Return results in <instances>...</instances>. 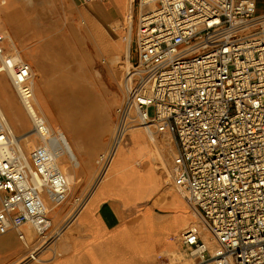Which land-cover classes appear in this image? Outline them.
<instances>
[{
  "label": "built area",
  "instance_id": "built-area-1",
  "mask_svg": "<svg viewBox=\"0 0 264 264\" xmlns=\"http://www.w3.org/2000/svg\"><path fill=\"white\" fill-rule=\"evenodd\" d=\"M130 11L138 65L129 68L116 142L138 125L155 142L173 137L176 152H161L163 163L212 238L195 226L182 232L192 264H264V10L258 0H130ZM11 41L0 30L4 65L27 90L31 64ZM31 117L21 135L0 112V235L33 231L44 245L63 233L68 219L54 230L52 206L67 201L78 178L59 130ZM85 199L77 197L71 217Z\"/></svg>",
  "mask_w": 264,
  "mask_h": 264
},
{
  "label": "bare ground",
  "instance_id": "bare-ground-1",
  "mask_svg": "<svg viewBox=\"0 0 264 264\" xmlns=\"http://www.w3.org/2000/svg\"><path fill=\"white\" fill-rule=\"evenodd\" d=\"M9 1L3 0L4 4ZM129 1L79 0V11L86 23L82 27L76 21L74 27L72 25L68 27L57 0H46L50 9L45 15L43 13L32 15L29 23L40 34L47 28H54L57 22L61 23L73 53L72 71L68 68L66 70L68 72L64 73L65 65L63 67L59 63H56L59 66L58 70L50 71L49 66L44 64L39 50L29 45L27 51L32 56L33 65L31 64L27 90L19 89L15 85L12 69L4 65V56L0 54V91L5 95L9 108L5 110L0 102V112L7 118L12 129L21 135L30 128L31 110L48 119L59 130L61 145L70 152L69 156L74 161V168L71 170L78 178L70 196L82 185L85 171L89 166L87 157L93 148L91 145L94 146L103 139L105 131L111 128L113 111L110 105L120 100V90L125 87V82L119 80V88L115 89L111 96L105 93L99 82L100 68L97 65L96 54L102 53L104 61L109 57L107 67L111 69L127 66L129 70L132 64L131 37L134 19L132 12L130 11V14L128 12ZM111 3L119 7L118 11L122 16V20L115 25H109L107 20L108 6ZM25 25L26 27H21L20 30H10L12 31L10 47L19 49V44H23L20 32L28 29V23ZM84 31L94 39L97 45L96 53L82 45L81 41L85 39ZM127 32L128 37L125 40ZM9 77L18 91L19 100L7 88ZM129 78L126 83L128 88ZM53 81L63 86V92L73 105L74 114L64 113L69 122L64 121L62 124L59 122L57 107L59 103L51 94ZM64 85L77 86V89H68ZM162 135L158 136L155 142L142 125L125 128L115 148L109 153L108 165L94 190V193L97 190L99 192L97 197L113 196L127 205H142L150 196L152 200L143 206L142 212L129 225L125 226L124 232L116 233L115 251L105 264H166L162 263L164 257L172 254H175L172 259L182 261L185 258L184 264H192L196 259L191 254H186L181 248V242L173 237L181 226L197 227L203 238L212 243L206 219L189 201L186 192L172 180L167 183L162 173L157 153L159 155L161 152L171 153L174 145V139L170 134ZM55 206L63 208V205H53V210ZM156 206L175 214L162 216Z\"/></svg>",
  "mask_w": 264,
  "mask_h": 264
},
{
  "label": "rangeland",
  "instance_id": "rangeland-1",
  "mask_svg": "<svg viewBox=\"0 0 264 264\" xmlns=\"http://www.w3.org/2000/svg\"><path fill=\"white\" fill-rule=\"evenodd\" d=\"M35 4H34V8L35 11L33 13H30L28 16L31 17L32 15H38L43 13V11L45 10V13H43L44 15L46 14V12L48 11V9H50L49 4L46 2V0H44L45 6L42 7V5L40 6V2H42L43 0H34ZM58 4H59V8L60 10H62V13H64L65 17H66V25L68 24V27L70 25H72L73 27L75 26L76 21L79 22V24L83 27V25H85L86 20L84 18V16L80 13L79 11V7H80V3L79 0H77V3L73 2V0H57ZM112 8L114 9L115 6L112 5ZM19 9V7L17 5H13L10 7L5 8L3 11L9 12V13H14L15 10ZM258 10L259 12L264 10V0H258ZM113 12V11H111ZM50 14V13H49ZM63 23V19L61 20ZM129 23V22H128ZM118 23H110L109 25H115ZM130 25V24H129ZM128 25V27H129ZM33 26V25H32ZM31 26V27H32ZM48 26V25H46ZM67 28V27H66ZM0 30H7L10 32V30L8 28H6L5 26L1 27L0 26ZM85 32V39L84 41H81V43H83L82 45L85 46L89 51L96 53L97 52V45L94 41V39L92 38V36L90 34H88L86 31ZM135 32V26L133 28V33ZM23 44H19V50L21 51V53H23L22 55L26 58V60H28L30 62V64L33 65V59L32 56L28 53V48L30 46H34L36 47L40 54H41V58L44 62V64H46L47 66H49V68L51 69L50 71H54L58 70L59 66H57L56 63H59V65H62L65 68L63 69L64 73H67L68 71H66L69 68V71H72L71 69V64H72V58L71 56H73V53L71 52L70 49V42L66 36V31L65 28H63L61 26L60 22L56 23V26L54 28H47V30L40 34L38 33L34 26L32 27V29H29L27 31H25L23 33ZM128 37V32L125 35L124 39L127 40ZM132 40V38H131ZM30 45V46H29ZM96 58H97V65L100 68V76H99V82L101 84V86L104 88V91L106 94L110 95L112 94V92L119 88V80H123L125 82V87L123 90H120L121 92V98L120 100L117 102H112L110 107L112 108L113 111V115H112V122H111V128H109L108 130H106L105 134L103 135V139H101L98 143H95V145H91V152L89 154V156L87 157V159H89V166L87 167V170L85 171V176L83 178L82 181V185L80 187V189L77 192H74L71 196H69V198L67 199V201L63 204V208H58L56 207L55 210H53L52 207V215L54 216V221H55V227L54 230L63 223V221L65 220V218H67L68 216H70V214L72 213V210L74 209V207L76 206V204L78 203L79 200H76L77 197H85V201L87 204L88 201L92 198L93 194H94V190L96 189L95 187L97 186V184L100 181V178L102 176L101 172V168H102V163L103 161L109 156V153L111 151H113V149L116 146V127L118 126L120 117H121V113H120V109L124 106L126 99H127V95H128V86L126 83L127 79H128V73L129 70L127 69L128 67H123V68H108L107 65L110 62V58L108 57L105 61L103 60V55L102 53L98 52V54H96ZM131 60H132V64L131 66L133 67V69L138 65V54L136 51V44L134 42V40L131 41ZM1 63V60H0ZM130 66V67H131ZM52 88H53V92L51 93L52 96L58 101L59 104H57V107L59 108V122L62 124V122L64 121H68V117L66 116V114L64 113H72L74 114V110H73V105L70 103L69 98L65 95V93L63 92V86L57 82V81H53L52 82ZM80 85V83H79ZM6 86V84H5ZM7 88L10 89V92H13V94H15L17 100H19V94L17 89L15 88V85L12 81V78L9 77L8 78V82H7ZM66 88H72V89H77V86H65ZM1 89V87H0ZM0 102L3 106V108L5 110L9 109L8 103L6 101L5 95L3 94V92L0 91ZM19 102V101H18ZM32 122V121H30ZM31 126V123H30ZM69 126L70 123H69ZM19 132V131H17ZM163 136V135H161ZM176 152V146L175 143L173 145V150H171V153H167V157H171L172 155H174ZM161 155H159V153H157V157L158 160L161 164V168L162 171L165 175V179L168 183V181H171L166 169L164 168L162 159L160 157ZM86 158V156H85ZM152 200L151 196L147 197L143 202L142 205L138 204V206H145L148 202H150ZM157 210L159 211V213L162 216H168V215H172L175 214V212H171L169 210L163 209V208H157ZM73 217V216H72ZM71 218V216H70ZM69 220V219H68ZM187 229L183 226L178 227V231L177 234L174 235L173 237L176 238L177 240H179L181 242V248L182 250H184L186 252V254H188V250L186 248V245L183 244L182 242V232ZM62 235V234H61ZM61 235L52 238L47 244H49L50 242L56 240L57 238H59ZM41 239V243L43 242V238ZM44 244V245H47ZM175 254H172L171 256H165L162 263H166V264H184V262L186 261V259H182V261H176L174 259H172V257ZM2 261V260H0ZM107 263V262H106Z\"/></svg>",
  "mask_w": 264,
  "mask_h": 264
},
{
  "label": "crops",
  "instance_id": "crops-1",
  "mask_svg": "<svg viewBox=\"0 0 264 264\" xmlns=\"http://www.w3.org/2000/svg\"><path fill=\"white\" fill-rule=\"evenodd\" d=\"M73 2L77 3V0ZM34 4V0H10L7 4L0 0V26L14 31V29L20 30L21 27L25 28V23H28L27 30L32 29L28 15L35 11ZM13 5L19 7L14 13L3 11ZM41 5L45 6L44 0L40 2ZM112 5L115 6L114 9ZM116 6L114 3L109 4L108 13L111 11L119 13V7ZM23 33L20 32L21 39L25 37ZM98 193L97 190L80 212L71 218L69 216L65 218L69 220L62 235L47 245H42L41 237L33 231L28 232L25 239L19 238L15 230L0 235L1 262L9 264H105L115 251L116 233L124 232L125 226L142 212L143 207L138 204L127 205L121 199L109 195L97 197Z\"/></svg>",
  "mask_w": 264,
  "mask_h": 264
}]
</instances>
